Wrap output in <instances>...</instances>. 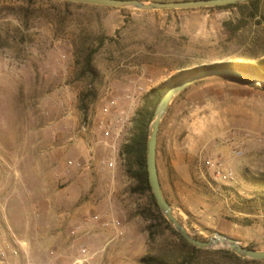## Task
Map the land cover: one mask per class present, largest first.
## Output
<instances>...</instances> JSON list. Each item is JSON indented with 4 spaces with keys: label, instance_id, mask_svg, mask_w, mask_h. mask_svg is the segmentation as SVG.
Returning <instances> with one entry per match:
<instances>
[{
    "label": "rangeland",
    "instance_id": "374dc122",
    "mask_svg": "<svg viewBox=\"0 0 264 264\" xmlns=\"http://www.w3.org/2000/svg\"><path fill=\"white\" fill-rule=\"evenodd\" d=\"M257 4L0 0V264H264L223 243L188 242L153 192L137 190L139 165L125 151L153 88L264 59ZM157 164L192 236L219 232L264 250L260 83L213 75L181 92L161 122Z\"/></svg>",
    "mask_w": 264,
    "mask_h": 264
},
{
    "label": "water",
    "instance_id": "95a60500",
    "mask_svg": "<svg viewBox=\"0 0 264 264\" xmlns=\"http://www.w3.org/2000/svg\"><path fill=\"white\" fill-rule=\"evenodd\" d=\"M71 1L84 4L111 6V7H133L141 10H160V9H186L199 7H213L227 4H235L247 2L248 0H184V1H151L145 2L143 0H61ZM224 75L238 77L245 81L260 83L264 87V77L248 71H232L224 68L204 66L199 70L192 71L189 76L183 78L178 83L170 87L161 98L155 113L153 121L149 130L148 153H147V170L150 186L156 202L168 219V221L176 228V230L191 244L199 248H208L210 246L223 243L229 245L233 251L243 257H249L256 260H264V250H256L244 246L241 242L234 238L219 232L210 234L209 240H201L190 234L186 227L175 216L173 207L164 195L161 181L159 178L158 164H157V146L161 122L167 113L172 101L190 85L198 80L213 76Z\"/></svg>",
    "mask_w": 264,
    "mask_h": 264
},
{
    "label": "trees",
    "instance_id": "16d2710c",
    "mask_svg": "<svg viewBox=\"0 0 264 264\" xmlns=\"http://www.w3.org/2000/svg\"><path fill=\"white\" fill-rule=\"evenodd\" d=\"M245 5H251L255 9L259 8V4H257V0H248L247 2L244 3L227 4V5L213 6L207 8L245 6ZM89 61H91V57L89 58ZM223 66H226V64L220 63V64L212 65L211 67L221 68ZM248 72L258 74L264 77V59H260L256 63L249 64ZM169 88L170 87L167 86V82H164L161 86L157 88H153L149 92L148 101H146V103L142 106V108L139 110L138 115L135 118V130L130 138V141L125 145V151L129 157L130 167H132L134 163H137L139 165V169L137 171L138 191H145V190L152 191L148 178V170H147L149 130H150V125L154 118L155 110L157 108L156 107L157 103L159 102L160 97H162ZM153 200L156 206H158L154 196H153ZM159 211L161 216L164 218V220L166 222H169L168 219L163 214V212L160 209ZM168 224L171 225L170 223ZM194 248L199 249L197 247ZM160 263L164 264L153 256L143 257L141 259V264H160Z\"/></svg>",
    "mask_w": 264,
    "mask_h": 264
},
{
    "label": "crops",
    "instance_id": "0c3cea01",
    "mask_svg": "<svg viewBox=\"0 0 264 264\" xmlns=\"http://www.w3.org/2000/svg\"><path fill=\"white\" fill-rule=\"evenodd\" d=\"M143 1H145V2H151V1L173 2V1H177V0H143ZM147 11H154V10H147ZM23 241H24V240H23ZM26 242H27L26 244H28V242H30V239L27 238Z\"/></svg>",
    "mask_w": 264,
    "mask_h": 264
},
{
    "label": "built area",
    "instance_id": "2783aa9c",
    "mask_svg": "<svg viewBox=\"0 0 264 264\" xmlns=\"http://www.w3.org/2000/svg\"><path fill=\"white\" fill-rule=\"evenodd\" d=\"M84 251H86V250H84ZM83 261H84V260L79 259V260H77V261L75 262V264H81V263H83Z\"/></svg>",
    "mask_w": 264,
    "mask_h": 264
}]
</instances>
